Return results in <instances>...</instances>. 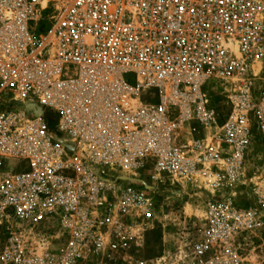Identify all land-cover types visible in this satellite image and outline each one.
Wrapping results in <instances>:
<instances>
[{"label":"built area","instance_id":"obj_1","mask_svg":"<svg viewBox=\"0 0 264 264\" xmlns=\"http://www.w3.org/2000/svg\"><path fill=\"white\" fill-rule=\"evenodd\" d=\"M0 227V264H264V0H0Z\"/></svg>","mask_w":264,"mask_h":264},{"label":"rangeland","instance_id":"obj_2","mask_svg":"<svg viewBox=\"0 0 264 264\" xmlns=\"http://www.w3.org/2000/svg\"><path fill=\"white\" fill-rule=\"evenodd\" d=\"M215 101L219 102L217 98H215ZM185 197L186 195L181 196L182 199ZM183 202V206L186 209L185 212L187 213V216H190L195 210L190 207L189 204L186 205L185 201ZM3 235L4 228L0 227V241L3 240ZM173 240L174 237H172L168 227L155 228L146 234L143 248L135 254V258L138 261L156 260L164 254L168 246L172 245Z\"/></svg>","mask_w":264,"mask_h":264}]
</instances>
